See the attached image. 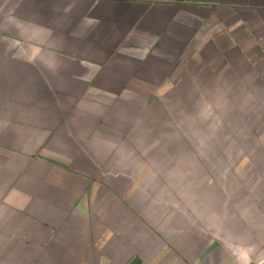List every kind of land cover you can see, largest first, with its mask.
<instances>
[{"label": "crops", "instance_id": "crops-1", "mask_svg": "<svg viewBox=\"0 0 264 264\" xmlns=\"http://www.w3.org/2000/svg\"><path fill=\"white\" fill-rule=\"evenodd\" d=\"M233 8L264 22V0H0V264H264V250L217 243L214 209L147 205L133 187L109 197L110 178L63 135L76 123L41 111L83 102L90 86L118 98L147 84L129 72H192L207 39L239 51L224 44ZM47 83L65 93L41 98Z\"/></svg>", "mask_w": 264, "mask_h": 264}, {"label": "rangeland", "instance_id": "rangeland-1", "mask_svg": "<svg viewBox=\"0 0 264 264\" xmlns=\"http://www.w3.org/2000/svg\"><path fill=\"white\" fill-rule=\"evenodd\" d=\"M229 12L232 21L225 23L236 33L224 44L242 42L239 51L225 53L207 39L192 72L181 65L170 73L129 72L147 84L123 87L118 98L111 89L90 86L83 102L50 109L42 103L41 111L55 110V118L76 123L77 131L67 127L63 135L87 149L89 172L110 178L109 197L112 185L126 192L133 187L131 198L147 205L181 200L191 207L195 201L205 208L202 217L215 210L217 243L258 254L264 250V22H255L250 9ZM63 56L57 54L56 63ZM64 93L41 86V98Z\"/></svg>", "mask_w": 264, "mask_h": 264}]
</instances>
